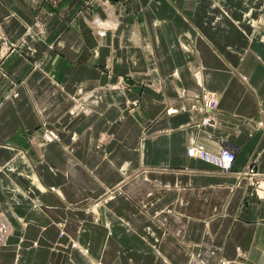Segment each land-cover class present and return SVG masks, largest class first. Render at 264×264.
<instances>
[{"label": "crops", "instance_id": "1", "mask_svg": "<svg viewBox=\"0 0 264 264\" xmlns=\"http://www.w3.org/2000/svg\"><path fill=\"white\" fill-rule=\"evenodd\" d=\"M105 1L0 0V264H264V0Z\"/></svg>", "mask_w": 264, "mask_h": 264}, {"label": "rangeland", "instance_id": "2", "mask_svg": "<svg viewBox=\"0 0 264 264\" xmlns=\"http://www.w3.org/2000/svg\"><path fill=\"white\" fill-rule=\"evenodd\" d=\"M47 1L49 3H51L52 6L56 4V0H47ZM95 2L100 4L102 9L106 8L107 1H105V0H83L82 4H83V8L85 9L84 11L85 12H89L92 9V7L95 4H97ZM106 20H108L106 17L105 18H99V21L97 22L98 25H96L95 23L92 22L93 25H94L93 29L95 30V32L97 34H98V31H102V32L105 33V31L108 29L107 26L103 25V23H105ZM194 95L200 97L198 99V101L200 102V104H201V106L203 108L211 109V108L215 107V104H213V102L210 100V97H212L213 94L210 93V95H208L207 91L203 90L201 94H194ZM132 103L135 106L138 105L137 102H132ZM167 111L168 110L165 111L166 114H167ZM207 121H208V123H206ZM212 121H213V119L211 117L210 118L209 117H205L202 122L205 124V126H210ZM59 131H63V128L62 129H60V128L59 129H57V128H41V129H39V130H37L35 132L36 134H34V132L27 133L26 136H27V139H29V141H31L32 151L34 152V151L43 149L45 147V145L48 143V141H46V136H47L46 134L54 136L53 139H51L52 142L61 143L62 141H61V139H60V137L58 135ZM222 153H228L229 155L234 157V162H235V155H234V152L232 150H230L229 148H222V149H220V154H222ZM211 154H213V153H211ZM217 155H219V154L217 153ZM213 156H214V154H213ZM210 161L213 163V159H211ZM214 162L217 163V158L214 159ZM218 162H219V164H221L220 161H218ZM232 164L234 165V163H232ZM249 165H251V166H249ZM232 166L230 167L229 171H226V170L223 169V165L222 164L221 165H215V167L219 168L220 170H224V173H231L230 171L232 170ZM257 175H258V173H257V170L255 168V164L254 163L247 164L241 170V172L237 173L238 178L244 179L245 183H246V186L249 187V190L246 192V195L248 197H253V196L257 195V189L259 188V185H260V181H258ZM93 207H94V205L91 206V208H93ZM82 208L86 212H87L88 209H90V207H87V205L82 206ZM5 219L6 218L3 217L0 220V233H1L0 235H2L1 236V238L3 237L2 239H6L7 233H9L7 231L10 230V228H11L9 223L5 222ZM74 245H75V243H74ZM234 263L235 262L226 261V260H220L218 262V264H234Z\"/></svg>", "mask_w": 264, "mask_h": 264}, {"label": "built area", "instance_id": "3", "mask_svg": "<svg viewBox=\"0 0 264 264\" xmlns=\"http://www.w3.org/2000/svg\"><path fill=\"white\" fill-rule=\"evenodd\" d=\"M206 123H208V121L206 122ZM199 150H200V152H201V155L200 156H198V155H193L192 154V151L190 150V148H188L187 149V155L189 156V157H195V158H198V159H200V160H202V161H204V162H206V163H208V164H212V165H223V169L224 170H229L230 169V167L233 165L232 163H234V157H232L231 155H229L228 153H222V154H220V152L218 153L219 155H207V154H205L204 152H203V149L200 147L199 148ZM209 159H207V158ZM215 158H217V163H215L214 162V159ZM211 159H213V163L210 161ZM218 161H220V163L221 164H219V162Z\"/></svg>", "mask_w": 264, "mask_h": 264}, {"label": "bare ground", "instance_id": "4", "mask_svg": "<svg viewBox=\"0 0 264 264\" xmlns=\"http://www.w3.org/2000/svg\"><path fill=\"white\" fill-rule=\"evenodd\" d=\"M101 25V24H100ZM107 26H110L109 24L107 25ZM104 33L103 32H101L100 33V35H103ZM208 101V100H207ZM209 102V101H208ZM55 134V133H54ZM47 136H46V141H48V143L47 144H49V143H53L52 142V140L51 139H53V137L54 136H51V135H49V134H46ZM201 146H199V147H196V146H191V147H189L190 148V150L192 151V154L193 155H198V156H200L201 155V152H200V150H199V148H200ZM202 149H203V152L205 153V154H207V155H213V154H211V153H209V152H207L206 150H204V148L203 147H201ZM219 153V152H218ZM195 158V157H194ZM213 166H215V165H213ZM226 171H229V170H226ZM4 241V240H3ZM75 246L76 247H80L77 243L75 244ZM83 252V251H82ZM83 255H85L86 253H82ZM96 264H99V263H96Z\"/></svg>", "mask_w": 264, "mask_h": 264}]
</instances>
